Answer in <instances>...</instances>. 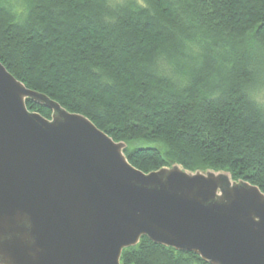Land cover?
Segmentation results:
<instances>
[{
	"label": "trees",
	"instance_id": "obj_1",
	"mask_svg": "<svg viewBox=\"0 0 264 264\" xmlns=\"http://www.w3.org/2000/svg\"><path fill=\"white\" fill-rule=\"evenodd\" d=\"M26 1L18 16L0 0V62L26 87L124 141L128 161L144 172L172 163L227 170L264 192V113L242 103L235 87L249 75L245 41L264 38V0H212L208 27L226 38L231 67L220 66V79L210 80L216 57L209 53L178 91L151 70L157 51H177L187 31L171 19V0H150L151 10L134 8L135 0ZM120 262L208 264L146 237L123 249Z\"/></svg>",
	"mask_w": 264,
	"mask_h": 264
},
{
	"label": "water",
	"instance_id": "obj_2",
	"mask_svg": "<svg viewBox=\"0 0 264 264\" xmlns=\"http://www.w3.org/2000/svg\"><path fill=\"white\" fill-rule=\"evenodd\" d=\"M126 146L0 62V259L121 264L123 249L146 237L208 264H264L257 185L179 163L144 172Z\"/></svg>",
	"mask_w": 264,
	"mask_h": 264
},
{
	"label": "clouds",
	"instance_id": "obj_3",
	"mask_svg": "<svg viewBox=\"0 0 264 264\" xmlns=\"http://www.w3.org/2000/svg\"><path fill=\"white\" fill-rule=\"evenodd\" d=\"M133 7L151 10L150 0H135ZM170 9L171 19L187 31L180 33L182 45L177 51L170 52V45L157 51L151 62L152 72L178 91L190 82L193 69L199 67L205 55L210 53L216 57V65L210 71L209 79L219 80L222 76L220 66L227 63V67H231L232 57L229 55V60L225 61L226 38L213 35L209 30L207 20L213 11L212 0H171ZM108 18L115 19L114 16ZM188 25L192 27L188 28ZM244 62L249 75L235 81L237 95L246 106L264 113V38L249 37L245 41ZM212 94H219V89ZM0 264H7V259H0Z\"/></svg>",
	"mask_w": 264,
	"mask_h": 264
},
{
	"label": "rangeland",
	"instance_id": "obj_4",
	"mask_svg": "<svg viewBox=\"0 0 264 264\" xmlns=\"http://www.w3.org/2000/svg\"><path fill=\"white\" fill-rule=\"evenodd\" d=\"M3 4L8 6L16 15H21L22 12H24L27 1L26 0H1ZM37 105V104H36ZM39 106V105H38ZM42 107V106H41ZM47 109V108H46ZM49 112H43L44 115H47L45 117L50 116V110L48 109ZM48 113V114H47ZM43 115V116H44ZM137 168V167H136Z\"/></svg>",
	"mask_w": 264,
	"mask_h": 264
}]
</instances>
